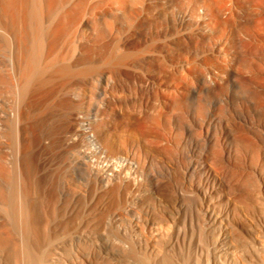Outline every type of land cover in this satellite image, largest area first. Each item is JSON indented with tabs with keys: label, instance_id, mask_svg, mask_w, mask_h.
<instances>
[{
	"label": "bare ground",
	"instance_id": "obj_1",
	"mask_svg": "<svg viewBox=\"0 0 264 264\" xmlns=\"http://www.w3.org/2000/svg\"><path fill=\"white\" fill-rule=\"evenodd\" d=\"M237 185L263 206L264 0H0V264H88L124 215L179 245Z\"/></svg>",
	"mask_w": 264,
	"mask_h": 264
},
{
	"label": "rangeland",
	"instance_id": "obj_2",
	"mask_svg": "<svg viewBox=\"0 0 264 264\" xmlns=\"http://www.w3.org/2000/svg\"><path fill=\"white\" fill-rule=\"evenodd\" d=\"M237 177L240 178L239 175ZM253 185L254 184L250 182L248 184L249 189L247 188V190L251 191V189H253L252 188ZM238 189H241V187H238L237 185V187L234 186L231 189L232 192H229V190L225 187L224 196L225 197L227 196V198H230V199L233 197L236 203L240 202L239 204H242L241 202H243L244 204L246 201V203L244 204L245 216L242 217L243 219L238 220V218L234 219L233 217L231 218L230 216L226 218L224 216L225 212L223 214V211L225 210H222V208L224 209V206L223 204H221L220 207L218 206V209L220 210L217 209L218 211H220L219 213L221 214V217L219 218L220 220H218L217 223H212L202 217L199 221H195L196 224L199 223L198 226H200L199 227L200 231L197 230L198 233L195 232V234L193 235L191 234L192 232L189 227L190 226L189 222L191 221L189 219L184 220L182 216L181 220L182 221L184 220L183 225H185L184 223L186 221V225H185L186 230L184 231L185 229L184 226H183L184 229L181 228L182 227L181 220L179 223L180 227H179V224H178V227L181 228V230H183V231L180 230V238L182 237L181 239L183 240L185 239V242L184 243L181 242L179 245L176 244L177 243L176 241L177 231L176 232L174 231L172 233V230H171V232L168 233L170 237L168 236L167 232H164V235L165 236L167 235L166 237L164 235L162 236V232H157V233H160V235H158L156 232H155L156 234L148 233V231L145 229V223H146L147 218L146 216H144V214L141 216L140 219L136 221L133 219L131 220L129 216L127 217L126 215H124V223L127 224V222L128 223L133 222L135 230L137 229L136 230L137 232L135 230H134V233L132 232L134 235L133 234H130V235L127 234V236H124L122 234L119 235L118 231H116L115 229H113V232L116 231L115 233H118V234L112 233V230L110 232L109 231L110 228L108 229L109 226H107L109 224L107 223L108 221L107 222L105 221L107 224L103 225V227L100 228L102 229V230H99L101 232L99 231L97 232V230L93 229L92 223H94L93 218L95 217L94 214H96L95 211H98V210L97 209L95 210L96 208L94 207L95 205H92L91 201H88L89 203L88 204V214H89L88 221L93 220V221L88 222L89 224L92 222L91 223L92 225L88 224V264H162V263L163 264H178V263L179 264H264V217H263L264 216L263 214L264 204L263 206L261 205L259 207H256L257 205L254 206L255 205L254 201H252L251 198L250 199L247 198L248 196L246 195L243 196L244 197L243 198L242 193H241L242 189L241 190H238ZM233 191L235 193H233ZM234 196L236 197L238 196V197L236 198ZM236 200L237 201L239 200V202H237ZM190 202L187 201V204ZM187 204H186V210L188 209L189 205H190L189 206L190 208L193 205V203L188 204V206ZM246 207L248 208V210ZM250 208H251V211H250ZM116 212L117 214H121L120 212H123V211L116 210ZM139 220L141 221L142 224L137 222ZM138 224L139 225L141 224V225L139 226ZM143 228L146 230V232ZM169 228H173V226ZM182 232L185 237L182 236L183 235ZM131 235L134 237H132ZM117 237L120 238V240L117 239ZM243 237H246V238H243ZM127 238H129L130 240H132L133 243L136 244V245L135 244L132 245V243H130L135 249L132 248V246H130L128 250L121 251V250H124L125 248L122 249V245H120L119 243L124 244V242H127L129 244V242H131L128 240L126 241L125 239ZM139 238L141 240L142 238H144V240L140 241ZM177 238L179 237L177 236ZM123 239H124V242H122ZM116 240L118 241V244L116 243L117 242ZM133 240H137V241H133ZM112 242L114 245L112 244ZM68 243L65 247V250L60 251V253L55 256L56 258L55 264H80L82 263L83 256L82 254L80 255V252H81L80 244L76 241L75 243L79 244V246L76 245V247L74 246V249H73ZM116 244L120 245L118 246L119 252L117 251ZM114 246L116 247V249ZM78 261L80 262L78 263Z\"/></svg>",
	"mask_w": 264,
	"mask_h": 264
}]
</instances>
